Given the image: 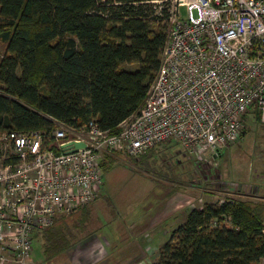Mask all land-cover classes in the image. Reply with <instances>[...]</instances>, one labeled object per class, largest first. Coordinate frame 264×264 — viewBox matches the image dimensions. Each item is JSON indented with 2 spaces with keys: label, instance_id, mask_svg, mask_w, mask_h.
<instances>
[{
  "label": "built area",
  "instance_id": "obj_1",
  "mask_svg": "<svg viewBox=\"0 0 264 264\" xmlns=\"http://www.w3.org/2000/svg\"><path fill=\"white\" fill-rule=\"evenodd\" d=\"M153 1L167 2L169 13L161 65L139 110L117 130L92 124L77 134L57 126L0 134V264H29L35 234L102 192L101 163L70 171L66 155L138 156L169 140L202 164L242 137L249 106L264 121V0ZM180 6H187L186 17ZM76 137L85 146L74 152L66 146Z\"/></svg>",
  "mask_w": 264,
  "mask_h": 264
},
{
  "label": "trees",
  "instance_id": "obj_2",
  "mask_svg": "<svg viewBox=\"0 0 264 264\" xmlns=\"http://www.w3.org/2000/svg\"><path fill=\"white\" fill-rule=\"evenodd\" d=\"M165 4L0 0V134L51 132L54 119L117 130L139 110L160 68ZM114 154H105L102 167ZM51 227L40 234L47 259L71 245L64 226ZM263 257L264 198L231 197L190 208L150 264H259Z\"/></svg>",
  "mask_w": 264,
  "mask_h": 264
},
{
  "label": "rangeland",
  "instance_id": "obj_3",
  "mask_svg": "<svg viewBox=\"0 0 264 264\" xmlns=\"http://www.w3.org/2000/svg\"><path fill=\"white\" fill-rule=\"evenodd\" d=\"M160 9L158 6L157 12ZM180 12L186 17L187 6H180ZM193 13L195 16L198 14L196 9ZM4 46L0 40L1 52ZM124 66L132 69L135 64ZM244 125L246 129L242 137L222 149L216 160H208L207 163L195 162L184 153L182 146L169 140L138 156L116 152L115 159L110 162L112 164L104 167V187L98 197L74 213L59 216L52 227L64 226L72 244L85 239L93 231L102 240L112 239L121 228L129 236L130 227L134 225L139 239L144 241L145 258L157 259L160 247L172 230L183 222L181 211L185 208L190 210L205 201L231 197L251 201H258L253 196L264 198V121L255 104L249 106ZM103 161L108 163L106 159ZM224 181L248 187L230 190ZM168 198L175 209L172 216H178L161 220L160 214ZM162 214L163 217L168 216L164 211ZM40 234H35L33 241L32 255L35 257L43 254L44 238Z\"/></svg>",
  "mask_w": 264,
  "mask_h": 264
},
{
  "label": "crops",
  "instance_id": "obj_4",
  "mask_svg": "<svg viewBox=\"0 0 264 264\" xmlns=\"http://www.w3.org/2000/svg\"><path fill=\"white\" fill-rule=\"evenodd\" d=\"M159 207L162 210L161 203H159ZM173 207L172 201L168 198L164 202L163 207V211L168 216L163 217L162 211L160 214L161 220L167 217L178 216V214L177 216H172L175 211ZM168 212H170V215ZM181 212H183L184 221L189 212V208L187 210L185 208ZM179 215L181 216L182 213H179ZM96 226H99V223ZM136 231L133 225L132 228L130 227L131 234L128 236L125 234L126 231L121 228L119 233H116L112 239L107 240H102L100 235L93 231L85 239L72 243L67 249L50 259L46 258L44 251L41 257H35L33 254L29 264H150L156 259L151 260L145 258V244L144 241L141 242L142 240L139 239ZM141 243H143V246ZM260 262L262 263V259Z\"/></svg>",
  "mask_w": 264,
  "mask_h": 264
},
{
  "label": "bare ground",
  "instance_id": "obj_5",
  "mask_svg": "<svg viewBox=\"0 0 264 264\" xmlns=\"http://www.w3.org/2000/svg\"><path fill=\"white\" fill-rule=\"evenodd\" d=\"M55 123H56V126H57V127L56 126L55 127L57 129H61L63 127H67V128L70 129V131L73 134H77L80 131V127L67 125V124H65L63 122H58V121H56ZM40 130H42L44 133L47 132L44 129H40ZM76 139H77L78 142H82V138L81 137H76ZM80 147H77V148H80ZM69 151H70L69 149L65 150V152H69ZM74 152H77V149H74ZM102 156H103V154H102ZM64 160H65L66 164L70 163V167H69L70 171H74L76 168H79V167H84L86 163H94V164H100L101 163V165H102V159L94 158L92 156H89V155L83 154V153L68 154V155H66Z\"/></svg>",
  "mask_w": 264,
  "mask_h": 264
},
{
  "label": "water",
  "instance_id": "obj_6",
  "mask_svg": "<svg viewBox=\"0 0 264 264\" xmlns=\"http://www.w3.org/2000/svg\"><path fill=\"white\" fill-rule=\"evenodd\" d=\"M72 146V147H71ZM82 147V146H85V143L84 142H78V141H73L71 143H69L66 148H69L70 150H73V149H76L77 147Z\"/></svg>",
  "mask_w": 264,
  "mask_h": 264
},
{
  "label": "clouds",
  "instance_id": "obj_7",
  "mask_svg": "<svg viewBox=\"0 0 264 264\" xmlns=\"http://www.w3.org/2000/svg\"><path fill=\"white\" fill-rule=\"evenodd\" d=\"M81 209V208H80ZM78 211V210H77ZM74 213V212H73ZM69 215V214H68ZM65 216V215H64Z\"/></svg>",
  "mask_w": 264,
  "mask_h": 264
}]
</instances>
